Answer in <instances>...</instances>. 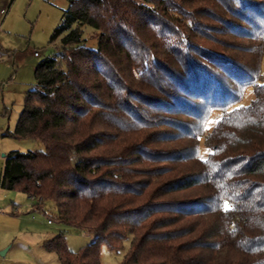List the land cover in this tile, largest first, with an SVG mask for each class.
Segmentation results:
<instances>
[{"label": "trees", "instance_id": "1", "mask_svg": "<svg viewBox=\"0 0 264 264\" xmlns=\"http://www.w3.org/2000/svg\"><path fill=\"white\" fill-rule=\"evenodd\" d=\"M58 37L11 134L45 151L11 152L2 185L96 240L46 250L102 264L132 237L123 264H264V0H70Z\"/></svg>", "mask_w": 264, "mask_h": 264}, {"label": "rangeland", "instance_id": "2", "mask_svg": "<svg viewBox=\"0 0 264 264\" xmlns=\"http://www.w3.org/2000/svg\"><path fill=\"white\" fill-rule=\"evenodd\" d=\"M69 6L70 0H0V12L5 11L0 15V53L3 55L0 61V264H59L57 255L44 247L45 241L63 235L70 250L79 253L96 240L94 234L58 222L53 203L45 202L38 208L37 202L27 195L2 185L11 152L45 151L42 144L30 139L19 140L11 134L23 112L26 94L36 86V67L46 58L54 57L61 45V37L54 40L53 35ZM84 37L88 48H98L96 30L84 28ZM253 100V89H248L241 105L249 106ZM219 118L220 113L211 117L207 125L209 132ZM209 154L203 139L200 158L206 160ZM132 240V237L127 239L118 251L103 246L101 263L123 264Z\"/></svg>", "mask_w": 264, "mask_h": 264}, {"label": "built area", "instance_id": "3", "mask_svg": "<svg viewBox=\"0 0 264 264\" xmlns=\"http://www.w3.org/2000/svg\"><path fill=\"white\" fill-rule=\"evenodd\" d=\"M4 14H5V11L2 10V11L0 12V15L2 16V15H4ZM35 55H36V56H39L38 53H36ZM2 60H3V55L0 53V61H2ZM49 223H51V221H49Z\"/></svg>", "mask_w": 264, "mask_h": 264}, {"label": "snow or ice", "instance_id": "4", "mask_svg": "<svg viewBox=\"0 0 264 264\" xmlns=\"http://www.w3.org/2000/svg\"><path fill=\"white\" fill-rule=\"evenodd\" d=\"M225 208H227V205H225Z\"/></svg>", "mask_w": 264, "mask_h": 264}, {"label": "crops", "instance_id": "5", "mask_svg": "<svg viewBox=\"0 0 264 264\" xmlns=\"http://www.w3.org/2000/svg\"><path fill=\"white\" fill-rule=\"evenodd\" d=\"M8 190V189H7Z\"/></svg>", "mask_w": 264, "mask_h": 264}]
</instances>
